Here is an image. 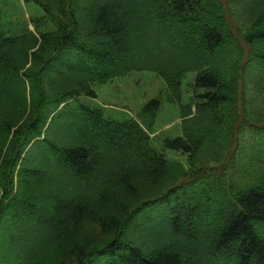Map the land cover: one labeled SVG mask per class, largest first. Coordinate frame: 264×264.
<instances>
[{"label":"trees","instance_id":"1","mask_svg":"<svg viewBox=\"0 0 264 264\" xmlns=\"http://www.w3.org/2000/svg\"><path fill=\"white\" fill-rule=\"evenodd\" d=\"M22 1L0 0V264H264V0ZM144 70L135 117L78 99Z\"/></svg>","mask_w":264,"mask_h":264},{"label":"rangeland","instance_id":"2","mask_svg":"<svg viewBox=\"0 0 264 264\" xmlns=\"http://www.w3.org/2000/svg\"><path fill=\"white\" fill-rule=\"evenodd\" d=\"M3 6L5 9L16 10L13 14L14 17L20 16L26 20L36 11L31 10L30 6H26L22 0H3ZM33 6V5H32ZM19 9V10H18ZM39 10H37L38 12ZM32 28V27H31ZM163 86L162 78L153 71H133L125 76L113 78L103 84H98L94 87L96 97L87 96L82 94L78 97L79 101L94 107L100 105L105 110L123 109L128 111L135 117L137 111L140 109L143 103H145L151 97L157 96L159 90ZM164 103L162 109L158 114L159 124L162 127L158 130V133L170 134L177 136L181 134L180 119H176L172 122L168 120V112L165 109L168 108ZM160 125V126H161ZM179 159H181L187 165V155L180 152L175 153ZM142 216L137 217L132 223V229L135 230L134 224L137 222L141 224ZM88 264H99L98 261L92 260Z\"/></svg>","mask_w":264,"mask_h":264}]
</instances>
